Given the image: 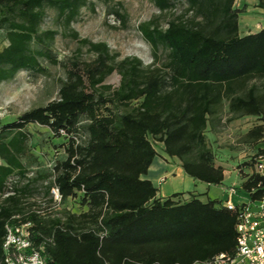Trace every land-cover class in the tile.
Returning <instances> with one entry per match:
<instances>
[{
    "label": "trees",
    "instance_id": "1",
    "mask_svg": "<svg viewBox=\"0 0 264 264\" xmlns=\"http://www.w3.org/2000/svg\"><path fill=\"white\" fill-rule=\"evenodd\" d=\"M151 2L160 13L185 3L165 27L158 17L137 26L154 56L158 47L165 52L161 67L153 68L137 57L118 60L106 43L79 38L70 25L82 8L94 10L90 0H0L6 42L0 48V83L20 71L45 73L40 59L61 65L66 75L56 99L0 124V258L5 224L24 221L33 224V246L45 264H194L234 253L237 210L218 199L202 201L200 194L156 197V187L141 177L161 145L194 181L221 185L224 169L215 163L206 127L219 125L225 112L226 122L252 116L258 123L243 143L256 152L236 170L239 187L252 200L264 196V176L253 169L254 157L264 155V147H257L264 139V28L239 36L234 0ZM115 6L108 13L124 24L120 3ZM51 9L64 35L86 46L92 60L60 63L51 55L57 32L40 29ZM114 72L119 82L112 88L105 81ZM29 125L67 140L66 158L34 177L23 163L32 156ZM38 180L44 190L38 197L49 199L56 186L62 201L84 209L65 207L51 218L35 213L31 200L38 198ZM8 188L13 194L4 197Z\"/></svg>",
    "mask_w": 264,
    "mask_h": 264
},
{
    "label": "rangeland",
    "instance_id": "2",
    "mask_svg": "<svg viewBox=\"0 0 264 264\" xmlns=\"http://www.w3.org/2000/svg\"><path fill=\"white\" fill-rule=\"evenodd\" d=\"M94 4V10L82 8L79 16L70 25L71 29L77 32L79 38L87 39L90 42H104L109 47L110 52L118 53V60L130 56L139 58L144 66L161 67L165 59V52L161 47L155 51L144 41L137 29L139 23L147 21L153 17H158L161 25L166 26V21L171 19L172 15H178L185 7L184 2L176 3L173 9L160 13L151 0H112L104 4L98 0H90ZM120 3L118 11L125 17L124 24L114 14H109L115 4ZM41 30H53L57 34L49 45L51 55L60 63H66L74 58L80 61H89L94 58L92 52L86 46H80L76 40L65 36L61 20L57 19L55 10H47L46 15L40 25ZM3 33L0 31V48L5 44ZM32 48L40 49L38 44H32ZM40 65L45 69L43 74H31L26 71H20L13 80L0 83V124L15 119L21 113L37 107L43 106L57 98V93L62 82L65 80V70L61 65H52L44 59L39 60ZM119 82L117 73L107 77L105 85L116 87ZM85 122L81 120V124ZM27 130L30 135L29 148L31 155L26 160V166L34 177L37 171L49 173L58 161L66 158L65 138L54 137L47 128L38 125H29ZM242 130L220 129L218 139L221 145H227L234 148L241 155L238 164L245 163L256 152L255 148H248L243 143ZM84 137L83 131L79 133L78 139ZM232 140V141H231ZM161 145L156 147L160 151ZM257 147H264V139L258 143ZM217 152V151H215ZM235 165V169L236 166ZM243 170H250L243 167ZM236 180L234 173L226 176V183ZM38 193L35 196H41L44 190L41 188V180H38ZM40 198V197H38ZM40 200V199H38ZM48 203H50L48 201ZM29 202H24V208ZM69 201H62L54 208L45 210L44 217L51 218L61 215L65 207H71V212L79 213L84 208H80L78 202L74 205ZM51 206V204H50Z\"/></svg>",
    "mask_w": 264,
    "mask_h": 264
},
{
    "label": "built area",
    "instance_id": "3",
    "mask_svg": "<svg viewBox=\"0 0 264 264\" xmlns=\"http://www.w3.org/2000/svg\"><path fill=\"white\" fill-rule=\"evenodd\" d=\"M253 169L255 173L264 176V155L254 157ZM8 189L9 192L4 197L13 194L11 188ZM224 194L226 197L221 204L227 209L237 210L235 251L233 254L218 253L208 261L194 264H264V196L252 200L234 184L227 186ZM49 195V199H32L31 202L35 203L31 209L43 216L45 210L62 202L56 186L50 187ZM235 196H241L243 200L234 204L231 199ZM32 228L31 221L5 224L0 264H45L40 251L33 246Z\"/></svg>",
    "mask_w": 264,
    "mask_h": 264
},
{
    "label": "crops",
    "instance_id": "4",
    "mask_svg": "<svg viewBox=\"0 0 264 264\" xmlns=\"http://www.w3.org/2000/svg\"><path fill=\"white\" fill-rule=\"evenodd\" d=\"M233 8L239 10V36L256 33L264 28V6L263 8L258 7V0H234ZM228 117L229 115L225 112L221 116L219 125L214 124V126H207L205 130V136L215 154V163L224 169L222 184L212 186L194 181L184 173L178 159L168 157L160 150L157 151V155L153 158L146 175L141 177L142 179L149 180L153 186L156 187V197L165 198L174 193H182L179 199L185 200L190 194H200L201 196L199 198L202 201H206L207 199H218L223 201L226 197L224 189L227 186L232 184L239 186L240 179L234 167L240 162L238 160L241 159V155L234 148L229 147L228 143L227 145H221L219 140H217L219 138L218 132L220 129H233V127H235L236 130H242L241 134L243 137L244 134L258 122L256 118L252 116H243L226 122ZM245 145L248 146L247 144ZM248 148L250 147L248 146ZM23 163L26 165V160H23ZM0 164H3L2 160H0ZM232 173L235 174L236 180L231 183H226V176ZM231 200L234 204H239L243 198L241 196H235Z\"/></svg>",
    "mask_w": 264,
    "mask_h": 264
}]
</instances>
